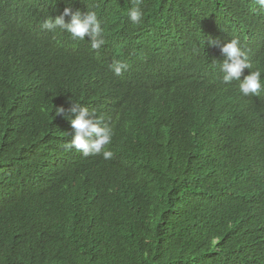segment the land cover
I'll list each match as a JSON object with an SVG mask.
<instances>
[{
    "label": "trees",
    "instance_id": "obj_1",
    "mask_svg": "<svg viewBox=\"0 0 264 264\" xmlns=\"http://www.w3.org/2000/svg\"><path fill=\"white\" fill-rule=\"evenodd\" d=\"M39 1L45 7L51 0ZM58 1V14L66 6H96L127 15L122 12L133 4ZM211 5L142 0L143 20L164 27L187 6L208 13ZM4 41L13 45L14 34ZM183 44L190 46L189 38ZM2 45L0 264H264L262 256L248 255L254 241L244 233L248 207L264 205V143L236 137L226 144L221 126H210L209 112L187 101L188 89L176 81L168 87L179 98L162 94L158 100L161 89L144 105L138 98L120 108L104 105L102 116L114 131L107 146L113 156L80 152L79 165L65 172L45 154L36 129L46 112L53 118L57 107L66 109L74 96L90 93L82 82L87 73L75 68L51 87L45 76L36 79L33 67L24 78L15 53ZM155 50L140 41L134 64ZM257 69L264 78V68ZM222 146L224 152L216 153Z\"/></svg>",
    "mask_w": 264,
    "mask_h": 264
},
{
    "label": "clouds",
    "instance_id": "obj_2",
    "mask_svg": "<svg viewBox=\"0 0 264 264\" xmlns=\"http://www.w3.org/2000/svg\"><path fill=\"white\" fill-rule=\"evenodd\" d=\"M57 2L43 7L39 0H0V45L15 53L24 78L33 67L36 79L45 76L51 87L63 84L75 68L87 73L82 82L90 93L74 96L66 109L57 107L53 118L46 112L36 129L45 154L65 172L79 165L80 152L113 156L107 146L114 131L102 116L104 105L120 108L135 98L144 105L161 89L158 100L162 94L179 98L169 88L176 81L188 89L187 101L209 112L206 122L221 126L226 144L236 137L264 143V78L257 69L264 68V0H212L208 13L187 6L164 27L143 20L142 0L118 16L96 6H66L58 14ZM13 34V45L4 41ZM188 38L190 46L183 44ZM140 41L159 49L135 65ZM248 208L244 233L254 241L248 255L264 258V205Z\"/></svg>",
    "mask_w": 264,
    "mask_h": 264
}]
</instances>
